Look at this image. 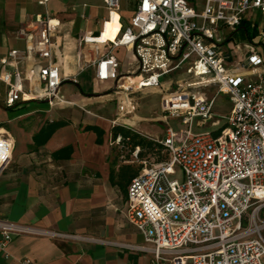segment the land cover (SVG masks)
I'll use <instances>...</instances> for the list:
<instances>
[{
  "label": "built area",
  "instance_id": "2783aa9c",
  "mask_svg": "<svg viewBox=\"0 0 264 264\" xmlns=\"http://www.w3.org/2000/svg\"><path fill=\"white\" fill-rule=\"evenodd\" d=\"M104 4L109 13L120 9V0ZM250 12L264 15V0H136L130 24L123 31L120 25L117 40L104 42L110 44L107 53H100L101 42L85 38L94 44L89 65L96 77L116 80L115 93L124 95L121 113L135 109L133 93L158 89L163 118L183 127L167 126L158 141L162 158L142 161L128 186L125 216L150 246H121L152 254L154 264H264V70L257 69L264 57L250 50L233 61L226 43ZM59 26L49 12L20 26L25 47L10 49L1 59L5 106L32 100L73 104L59 91L66 80L53 57ZM260 36L264 43V30ZM119 46L133 51L135 69L120 70L113 53ZM173 75L181 78L165 90L163 79ZM209 87L217 91H205ZM219 93L232 102L222 116L223 127L195 132V125L203 127L214 118ZM12 152L10 137L0 131V173ZM0 232L6 259L16 235L95 240L2 219ZM21 264L35 263L24 258Z\"/></svg>",
  "mask_w": 264,
  "mask_h": 264
},
{
  "label": "crops",
  "instance_id": "0c3cea01",
  "mask_svg": "<svg viewBox=\"0 0 264 264\" xmlns=\"http://www.w3.org/2000/svg\"><path fill=\"white\" fill-rule=\"evenodd\" d=\"M106 10L104 0L103 5L99 0H48L46 4L32 0H0V67L1 59L10 49L25 47V40L18 33L20 26L38 14L49 12L60 22L53 37V57L66 80L59 91L61 94L62 88L70 84L72 87L65 89L67 93L70 91L68 97L61 95L76 103L51 105L32 100L7 107L6 87L1 86L0 131L10 137L13 152L0 173V219L95 239L16 235L7 247L9 259L0 249V264H21L24 258L35 264H154L152 254L121 246H150L124 212L129 183L143 168L142 161L162 158L164 147L158 141L164 138L171 118L165 120L162 113V118L140 117L135 109L121 113L120 99L124 95L115 93L117 81L96 77L94 66L89 65L94 59V44L86 42L85 38L103 30V23L109 19V11L105 18ZM118 12L123 31L130 24L133 12L130 18L127 9L120 8ZM245 21L250 25V38H245L247 43L237 42L235 36L239 27V31L226 39L233 51V61L243 60L250 50L264 57L260 36V31L264 30V15L250 12ZM99 47L100 53L105 54L110 44L103 42ZM113 53L122 72L136 68V58L130 48L119 46ZM257 69L263 71L264 65ZM87 70L92 88L88 82L84 88L80 81ZM180 78V75L165 77L164 89H174ZM205 91L212 93L217 89L209 87ZM140 93L161 95L160 90L153 88ZM106 95H112L117 106L98 105L94 100ZM127 114L134 122L127 124L123 120ZM56 122L61 125L49 137L40 135ZM149 122H162L165 129L161 138L158 129ZM177 123L174 127L181 128ZM115 128L130 130L138 135L135 141L142 139L145 144H134L121 133L114 137ZM129 142H132V154L127 158L121 154V149ZM145 148L152 153L146 155Z\"/></svg>",
  "mask_w": 264,
  "mask_h": 264
},
{
  "label": "rangeland",
  "instance_id": "374dc122",
  "mask_svg": "<svg viewBox=\"0 0 264 264\" xmlns=\"http://www.w3.org/2000/svg\"><path fill=\"white\" fill-rule=\"evenodd\" d=\"M100 3L103 5V0H99ZM135 4H136V0H120V8L122 9H127L128 12V17H131V12H133V10L135 9ZM105 18H108V11L106 10L105 12ZM124 19V18H123ZM239 31V30H237ZM236 31V32H237ZM236 40L238 43H247L248 41L245 39V37H242V33L239 31L236 36H235ZM80 81L81 84L83 85V87L85 88L86 83L88 82V84H90V88H92V84L91 79H90V75H89V71L87 70L86 72H84L81 76H80ZM65 87V88H64ZM62 90H61V94L67 98L68 94H70L68 91L65 89H68L70 87H72L70 84L65 85ZM112 89V88H111ZM110 89V90H111ZM113 92V91H112ZM141 92V91H140ZM133 93L132 100L134 99V106H135V113L136 115L140 116V117H148L150 119H155V118H162L161 117V107H160V99H161V95L160 94H152V93H148V94H141V93ZM211 94H214V91H211ZM135 95V96H134ZM98 105H107L109 103L114 104V106H117V101L111 96H102V97H96L94 99ZM73 104L72 105H76V103L74 101H72ZM70 105V106H72ZM231 98L228 94L226 93H219L216 97H215V102H214V106H213V113H214V118L210 121H208L203 127H197L195 125L194 131L199 133V132H207V131H218L221 127H223L225 120H223V118L221 116L223 115H227L230 112L231 109ZM57 110V109H56ZM59 110V109H58ZM77 111H81L82 114L85 116V112H83L82 110H77ZM130 114H127L125 116V118L123 117V120L127 123V122H134V119L131 118L130 119ZM119 119V116L118 118ZM135 120H137L135 118ZM217 124H213V122L217 121ZM115 121V119H114ZM172 126L177 127V120L176 119H170L169 121ZM151 123L152 127H156L159 131V135L158 137L161 138L163 136L164 133V125L162 124V122H149ZM128 124V123H127ZM183 127L181 126V129ZM132 142L126 143L125 147H122V151L121 154L122 155H126L127 158H130V155L132 154ZM152 150H149L148 148H145L143 150V152L148 155ZM159 155L160 150L158 151ZM162 155V154H161ZM157 157V155H155ZM160 159V158H159ZM123 160V159H122ZM138 167V166H137ZM140 170V168L138 169ZM180 176V173H179ZM262 217L264 218V209L261 213Z\"/></svg>",
  "mask_w": 264,
  "mask_h": 264
},
{
  "label": "bare ground",
  "instance_id": "6f19581e",
  "mask_svg": "<svg viewBox=\"0 0 264 264\" xmlns=\"http://www.w3.org/2000/svg\"><path fill=\"white\" fill-rule=\"evenodd\" d=\"M120 17L121 16L118 10L112 9L109 13V19L103 23V30L93 37H87L88 41H97L103 43L109 40H117L121 25ZM130 81L133 82L134 79L131 78Z\"/></svg>",
  "mask_w": 264,
  "mask_h": 264
},
{
  "label": "trees",
  "instance_id": "16d2710c",
  "mask_svg": "<svg viewBox=\"0 0 264 264\" xmlns=\"http://www.w3.org/2000/svg\"><path fill=\"white\" fill-rule=\"evenodd\" d=\"M239 30L242 33V37L250 38V25H249L248 21H243L242 24L239 26ZM59 125H61V123H58V122L50 124L47 127V129H45L44 131H42L40 133V135L49 137L52 134V132L55 130V128ZM95 129H97V128H95ZM118 133H121L123 138H130V140H132L134 144H145V141H143L142 139L135 141V139L138 138V135L135 133H132L130 130L123 129V128H120V129L115 128L114 129V137H116L118 135Z\"/></svg>",
  "mask_w": 264,
  "mask_h": 264
}]
</instances>
